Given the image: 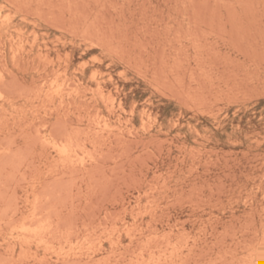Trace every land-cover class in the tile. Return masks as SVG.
<instances>
[{
	"label": "rangeland",
	"instance_id": "1",
	"mask_svg": "<svg viewBox=\"0 0 264 264\" xmlns=\"http://www.w3.org/2000/svg\"><path fill=\"white\" fill-rule=\"evenodd\" d=\"M0 264H264V0H0Z\"/></svg>",
	"mask_w": 264,
	"mask_h": 264
},
{
	"label": "bare ground",
	"instance_id": "2",
	"mask_svg": "<svg viewBox=\"0 0 264 264\" xmlns=\"http://www.w3.org/2000/svg\"><path fill=\"white\" fill-rule=\"evenodd\" d=\"M8 14V13H7ZM6 14V15H7ZM5 16V15H4ZM8 17V16H7ZM5 18H6V16H5ZM3 20H5V19H3ZM6 21V20H5ZM17 48V47H16ZM20 51V50H19ZM15 54V53H14ZM67 59V58H66ZM94 62H95V59H94ZM49 64H51L52 65V63H49ZM81 68H83V67H81ZM110 77V76H109ZM99 78V77H98ZM100 78H102V77H100ZM47 82V81H46ZM63 83V82H62ZM67 85V84H66ZM39 86V85H38ZM64 86V85H63ZM57 87V86H56ZM69 88H70V86H69ZM61 89V88H60ZM63 89H65V88H63ZM62 89V90H63ZM55 90V89H54ZM54 90H52V91H54ZM62 90L61 91H59V92H62ZM69 90V89H68ZM58 92V93H59ZM63 92H64V90H63ZM66 92V91H65ZM53 93H55V92H53ZM69 93V92H68ZM62 94V93H61ZM58 95V94H57ZM63 97V96H62ZM105 123V122H104ZM106 124V123H105ZM104 126V125H103ZM106 126V125H105ZM51 136V135H50ZM49 136V138H53V137H50ZM51 140V139H50ZM71 141V140H70ZM54 145V144H53ZM73 146V145H72ZM69 147H70V145H69ZM44 228V227H43ZM37 229V228H36ZM39 230V229H38ZM45 230V229H44ZM40 232H43V229L41 228V231ZM37 233V232H36ZM36 235V234H35ZM40 235V234H39ZM22 237V236H21ZM33 237V236H32ZM37 237V236H36Z\"/></svg>",
	"mask_w": 264,
	"mask_h": 264
}]
</instances>
